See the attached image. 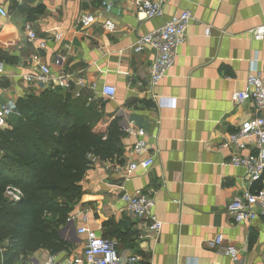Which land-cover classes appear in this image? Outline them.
I'll return each instance as SVG.
<instances>
[{
    "label": "crops",
    "instance_id": "1",
    "mask_svg": "<svg viewBox=\"0 0 264 264\" xmlns=\"http://www.w3.org/2000/svg\"><path fill=\"white\" fill-rule=\"evenodd\" d=\"M134 1L0 0L8 12L0 21V107L16 112L19 100L49 89L23 81L35 76L40 65L50 69L54 80L67 75L98 89L113 86L114 99L96 105L103 126L115 119L121 130L143 129L146 151L134 156L136 138L123 134L121 160L125 164L151 156L154 164L124 179L113 171L121 165L118 160L95 161L69 214L74 227L85 214L87 227L114 243L127 263L264 264V219L236 224L226 211L234 197L263 189L264 175L250 184L243 169L228 163L231 151L221 147L225 136L256 116L249 101L233 105L230 96L244 90L252 72L264 84V39L253 41L249 34L264 25V0H164L162 18L152 20L137 12ZM184 11L192 16L185 41L167 77L148 94L152 52L136 53L134 43ZM82 15L93 16L89 28L78 27ZM206 27L209 37L204 36ZM29 31L45 41L43 49L28 41ZM7 55L12 61L1 57ZM54 80L51 86L59 88ZM80 91L89 94L86 88ZM18 118L12 114L7 127ZM123 192L154 199L153 214L163 224L158 234L147 233L142 221L127 214ZM60 235L70 246L67 252L51 256L39 250L24 264L51 257L57 264H85L84 236L66 226ZM217 236L222 244L210 247Z\"/></svg>",
    "mask_w": 264,
    "mask_h": 264
},
{
    "label": "trees",
    "instance_id": "2",
    "mask_svg": "<svg viewBox=\"0 0 264 264\" xmlns=\"http://www.w3.org/2000/svg\"><path fill=\"white\" fill-rule=\"evenodd\" d=\"M74 93L70 87L28 95L17 102L16 124L0 130V264H24L39 250L67 252L60 230L92 160L123 164L117 121L103 126L96 110L103 101L87 103L88 93ZM6 189L17 190L19 200L5 197Z\"/></svg>",
    "mask_w": 264,
    "mask_h": 264
},
{
    "label": "built area",
    "instance_id": "3",
    "mask_svg": "<svg viewBox=\"0 0 264 264\" xmlns=\"http://www.w3.org/2000/svg\"><path fill=\"white\" fill-rule=\"evenodd\" d=\"M134 6L144 19L152 20L162 18L165 6L164 0H135ZM8 18V12L0 5V21ZM192 20L189 12H181L173 15L160 28L151 33L136 39L133 50L136 53L142 52L145 48H149L152 52V59L149 65V77L146 82L147 93L150 94L160 82L167 77L177 53L186 38V30ZM94 22L91 15H82L78 20L80 29L89 28ZM210 27L204 30V36L209 37ZM250 37L253 41H262L264 39V25L255 27L250 30ZM60 39L59 35L54 37ZM29 42L37 41V47L43 49L45 41L38 40L35 33L29 31L27 34ZM58 64V61L56 62ZM2 70L0 68V75ZM50 69L45 65H40L38 73L35 76H25L23 81L27 84L39 83L51 86ZM57 87L68 90L73 85L79 90L75 91L74 97L80 96V89H88L89 97L87 103H91L95 99L103 102L114 99L116 90L113 86L103 85L100 89L95 84L86 85L83 80H72L67 75L57 76L55 78ZM54 80V81H55ZM154 101L155 97L151 96ZM244 101H249L256 116L243 122L232 133L225 136L221 147L231 151L228 163L236 168H241L250 184L258 183L264 175V84L260 77L252 72L245 81V88L242 91H235L230 96V102L233 105H239ZM15 114L20 116L19 112L12 111L6 106L0 107V130L8 126L9 117ZM123 134L136 138L135 144L131 149L134 156H140L146 151L145 142L146 133L143 129H134L129 126L123 128ZM155 140L156 136H152ZM246 149H251V154H242ZM93 164L95 160H92ZM154 164L151 156L146 158L133 159L125 164H121L113 169L115 174L121 175L124 179H129L137 171H147ZM19 192L15 189H6L5 197L13 200H19ZM121 202L125 205L127 214L135 219L143 222V226L147 233L156 235L162 228V223L157 220L153 214L155 205L154 199L144 193L129 194L123 192L120 197ZM228 215L236 223H250L251 221L261 217L264 219V188L254 192H245L242 195L234 197L228 204L226 209ZM78 221L80 226L74 227V220L68 216L66 228L74 230L76 235L84 236L85 243L83 248V260L85 264H137L125 262L115 249V245L99 236L94 230L87 227V217L82 214ZM221 236L215 237L209 243L210 247H218L222 244ZM40 264H57L54 257ZM67 264H81V261L68 262Z\"/></svg>",
    "mask_w": 264,
    "mask_h": 264
},
{
    "label": "rangeland",
    "instance_id": "4",
    "mask_svg": "<svg viewBox=\"0 0 264 264\" xmlns=\"http://www.w3.org/2000/svg\"><path fill=\"white\" fill-rule=\"evenodd\" d=\"M19 264V263H18Z\"/></svg>",
    "mask_w": 264,
    "mask_h": 264
}]
</instances>
